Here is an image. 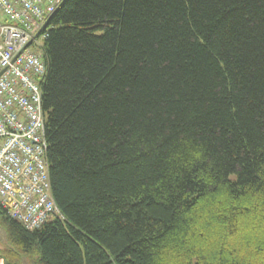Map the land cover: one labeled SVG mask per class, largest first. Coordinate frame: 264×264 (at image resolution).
I'll return each mask as SVG.
<instances>
[{
	"label": "trees",
	"instance_id": "obj_1",
	"mask_svg": "<svg viewBox=\"0 0 264 264\" xmlns=\"http://www.w3.org/2000/svg\"><path fill=\"white\" fill-rule=\"evenodd\" d=\"M63 219L0 204L5 264H264V0H65L48 18Z\"/></svg>",
	"mask_w": 264,
	"mask_h": 264
},
{
	"label": "built area",
	"instance_id": "obj_2",
	"mask_svg": "<svg viewBox=\"0 0 264 264\" xmlns=\"http://www.w3.org/2000/svg\"><path fill=\"white\" fill-rule=\"evenodd\" d=\"M64 1L0 0V204L28 231L63 219L51 193L42 84L44 26Z\"/></svg>",
	"mask_w": 264,
	"mask_h": 264
},
{
	"label": "rangeland",
	"instance_id": "obj_3",
	"mask_svg": "<svg viewBox=\"0 0 264 264\" xmlns=\"http://www.w3.org/2000/svg\"><path fill=\"white\" fill-rule=\"evenodd\" d=\"M7 247H8V244H7L5 232L3 231V229L0 228V249H4ZM0 260L3 261V259H1V258H0ZM24 264H29V261L27 259H24Z\"/></svg>",
	"mask_w": 264,
	"mask_h": 264
},
{
	"label": "water",
	"instance_id": "obj_4",
	"mask_svg": "<svg viewBox=\"0 0 264 264\" xmlns=\"http://www.w3.org/2000/svg\"><path fill=\"white\" fill-rule=\"evenodd\" d=\"M46 25H47V22L45 23V26H44V28H46Z\"/></svg>",
	"mask_w": 264,
	"mask_h": 264
}]
</instances>
